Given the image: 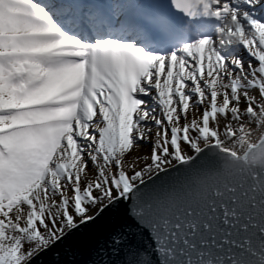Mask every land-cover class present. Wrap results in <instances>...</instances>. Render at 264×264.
I'll return each mask as SVG.
<instances>
[{"label": "snow or ice", "instance_id": "obj_1", "mask_svg": "<svg viewBox=\"0 0 264 264\" xmlns=\"http://www.w3.org/2000/svg\"><path fill=\"white\" fill-rule=\"evenodd\" d=\"M254 124L264 0H0V264H36L121 213L135 233L110 234L119 264H193L205 234L201 264H264V155L247 163L264 132L227 147ZM176 167L181 182L153 186Z\"/></svg>", "mask_w": 264, "mask_h": 264}, {"label": "water", "instance_id": "obj_2", "mask_svg": "<svg viewBox=\"0 0 264 264\" xmlns=\"http://www.w3.org/2000/svg\"><path fill=\"white\" fill-rule=\"evenodd\" d=\"M259 137L255 142H259ZM255 142L243 149L241 154L243 155L252 149L255 146ZM262 155H264V151L256 148L247 163L259 162ZM229 162L238 168L246 167V164L240 160ZM185 174V169L181 167L171 168L167 174H161L160 177L155 180L153 186H165L179 183L185 178ZM225 202L231 203V196L227 193H225ZM217 224H219L218 220ZM100 225L102 227L97 225L85 226L77 233L72 242L58 246L55 251L41 257L36 264H96L98 261H105L106 264H119V261L122 259V253L114 254L111 251L110 234L120 232L135 233V228L132 226L131 221L128 220L125 213H121L119 216H105L101 220ZM219 227L222 228L223 225H219ZM220 235L221 233L217 230V241H219ZM202 239H208V235H195L190 240V243L195 244L196 249H185L187 255L193 259V264H201V262L195 260V257L197 252L202 251L199 246V242ZM134 243L147 247L150 241L147 240L146 236L141 237L137 234ZM105 246L108 248L106 255L103 253ZM252 247L259 252L258 237H254ZM98 248L101 249L100 252L97 251ZM211 254L218 256L222 253H218L215 249H212ZM248 258L253 261V264H256V257ZM177 264H184L183 256L178 257Z\"/></svg>", "mask_w": 264, "mask_h": 264}, {"label": "rangeland", "instance_id": "obj_3", "mask_svg": "<svg viewBox=\"0 0 264 264\" xmlns=\"http://www.w3.org/2000/svg\"><path fill=\"white\" fill-rule=\"evenodd\" d=\"M240 55H241V57L243 58V60H244V62H245V66L247 67V62H248V60L250 59V57L247 55L246 52H241ZM253 63H255V61H253ZM145 99H148V98H145ZM149 104H151V101H150V100H149ZM150 123H151V122H150ZM151 126H152L153 129L155 130V125H154V123H151ZM261 130H264V129H260V130H258L257 133H256L257 136L260 134V131H261ZM247 142H248V141H247ZM247 142L244 143V144H242L241 146L238 145V146L236 147V151H242L244 148H246V146L249 145V143H247ZM139 143H140V147H139L138 149H136V150L133 152V153H134V156H136V155L139 153V151L142 152L143 156L148 155L149 152H150V147H151L150 143H149V144H146V143H144L143 141H140ZM143 163H144V160H143Z\"/></svg>", "mask_w": 264, "mask_h": 264}, {"label": "bare ground", "instance_id": "obj_4", "mask_svg": "<svg viewBox=\"0 0 264 264\" xmlns=\"http://www.w3.org/2000/svg\"><path fill=\"white\" fill-rule=\"evenodd\" d=\"M251 94H255V90H253ZM253 127H254L253 134H252V137L250 138L251 142L244 141V142L238 143L239 146H241L242 144H244L246 142L249 143V145L253 144L257 140V138L262 134V132H264V130H261L260 134L257 136L256 133H257L258 130L255 129V124L253 125ZM238 145H227V147H235L236 148ZM242 151H237V152L241 153ZM143 157L144 156H143L142 152L139 151V153L136 156H134V153H132V155L130 156V160H135L137 158H140L139 162H140L141 165H143Z\"/></svg>", "mask_w": 264, "mask_h": 264}]
</instances>
